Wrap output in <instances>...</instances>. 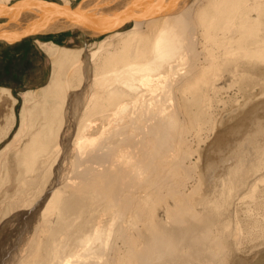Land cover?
Here are the masks:
<instances>
[{
	"label": "bare ground",
	"instance_id": "1",
	"mask_svg": "<svg viewBox=\"0 0 264 264\" xmlns=\"http://www.w3.org/2000/svg\"><path fill=\"white\" fill-rule=\"evenodd\" d=\"M104 1L111 3V0ZM121 1L119 8H113V11L116 10L115 17L124 14L127 7L132 8L140 0H131L128 4H124L125 0ZM143 1L148 7L151 6L152 13L148 8V15L116 25V28L106 33L105 38L95 39L98 48L92 53L95 62L90 88L92 92L84 107L85 112L82 109L85 114L81 115V121H78L80 124L76 127L77 136L72 148L68 144L71 136L67 128L62 136V144L51 146L54 141L53 132L45 130L42 133L50 134L48 137L43 136L41 132L32 134L22 148V160L28 165L25 170L29 173L35 172L37 176H33V181L37 185L41 173L45 170H39L41 167L38 166H44L45 161H42V165L35 164H38V159H41L38 157L43 153L49 151L48 157L51 159L61 155L64 149L65 157L72 156V160H69L72 168L57 170L44 194L41 192L42 188H39L43 196L33 203L36 205L33 211H22L19 207L20 211L11 220L17 219L20 224L10 242L8 241L10 247L6 251L0 249V264L232 263L231 254L238 248L235 249L230 243L229 230L236 217L237 208L249 194L248 190L256 189L259 183L264 181V173L261 170L263 166L258 165L249 170L239 169L242 163L243 167H248L255 156L253 148L250 150L252 157L240 154L239 144L237 151L234 154L232 152V157L237 158L240 163L230 166L226 173L218 174L216 170L205 173L197 168L193 170L195 167L191 166L192 170H183L185 174L179 178L178 172L181 170L176 169L186 168L185 160L189 157L183 147H186L189 137L199 130L200 117L198 114L191 115L189 125L186 120H181L180 116L184 115L182 113L190 114L189 107L180 101L177 102L179 98L175 95L187 100L189 94H196L197 97V94L201 95L205 90L217 91L224 88L226 81L222 78L229 75L232 78H246L247 75L256 73L264 78V66L255 61L257 57H264V0ZM64 2L63 4L68 6L74 5L70 0ZM101 2L105 3L102 0H81L77 5L80 8L90 5L95 9L96 4ZM13 3L12 0H0V12H4L10 19L7 26L0 25V35L7 34L1 35L0 40L13 43L21 41L23 45L31 46V40L36 38L50 55V62L52 61L50 68L46 69L47 74L38 81L43 83L49 76L50 82L45 88L49 86V92L65 100L68 96L67 93L65 96L67 83L72 84L70 86L74 88H79L83 83L82 49L71 47L73 42L67 41V38H73L71 33L77 32H71L74 29L69 30L66 25L53 27L48 21L45 24L42 17L32 20L25 9L12 14L10 6ZM130 22L128 29H120ZM197 24L209 27L231 24L232 29H235V33L229 31L230 34L233 33L230 38L226 34L229 39L225 37L218 41L225 47L223 55H232L233 61H236L230 69L218 72L220 58L223 57L222 51L220 58L214 51H210L211 58H205V61L202 60L204 62L199 61V57L194 58L197 56L196 46L199 44L197 42L196 45L193 41H196L193 34L198 32H194ZM30 27L34 31L57 30L54 34H58L56 36L64 44L53 42L49 45L46 39L55 36L50 33L23 37ZM68 31L69 33H65ZM78 33H81L80 37L102 36L87 35L81 31ZM114 38L117 41H113ZM0 44L5 45L2 42ZM217 50L219 51L218 47ZM189 51H192V58L195 60L189 63L193 60L190 57L187 65L185 62L188 57H184L192 55ZM208 54L210 57V53ZM70 67L74 70L73 73L69 71L71 78H67L68 81L64 85L62 74L66 68L70 70ZM33 92L34 90L28 91L29 94ZM4 94L17 100L10 87L0 86V97ZM173 95L177 99L176 105L172 104L171 107L172 105L166 102L169 107H165L167 104L163 101L174 103L171 101ZM206 96L208 97V93ZM56 106H59V103ZM72 114L74 115L73 112ZM185 115L184 117H187ZM210 119L207 118V121ZM196 123L197 130H192ZM50 124L52 125V122ZM62 125L61 127L64 126ZM216 128L215 121L209 130H206L210 134L214 133ZM59 129L54 130L56 132ZM27 130L25 121L9 147L17 142L19 144ZM57 133L56 136L59 137L60 134ZM97 134L98 138L102 139H99V143L98 138L94 141ZM252 136L259 140L264 138V126L259 124ZM4 139L5 137L0 138V141ZM246 146L247 142L244 143V147ZM196 152L197 149L194 153L199 154V151ZM26 166L24 168H27ZM189 167L190 165L187 169ZM209 167L215 168L212 164ZM48 171L45 172L47 177L50 173ZM192 182L194 184L189 188ZM26 183L32 185L28 178ZM43 185L41 187H44ZM196 192L198 197L195 196ZM162 200H166V203L159 206ZM262 203L260 201L259 206L263 207ZM250 212L252 210L249 209L246 230L248 234L245 237L251 239L250 247L253 250L261 249L264 247V218L260 212ZM236 222L235 235L241 230L239 221ZM262 262L261 258L258 263Z\"/></svg>",
	"mask_w": 264,
	"mask_h": 264
},
{
	"label": "rangeland",
	"instance_id": "2",
	"mask_svg": "<svg viewBox=\"0 0 264 264\" xmlns=\"http://www.w3.org/2000/svg\"><path fill=\"white\" fill-rule=\"evenodd\" d=\"M15 1H17V0H12V3ZM53 1L65 3L64 0H53ZM70 1H71L72 5L74 4L73 6H76L81 0H70ZM0 21H2V20H0ZM130 24H131V22L124 25L120 29H122V30H124L125 28L128 29ZM201 26H203V25L197 24V27H195L196 30H194V32H196V31H198V32L193 34L196 38V41H195V39L193 41H194V43L196 42V45L198 43L199 44L201 43L200 44L201 46L199 44H198V46H196L197 47L196 50L198 51V53H199V50L202 53L200 52L199 56L197 53V56L195 55L194 58L198 59V57H199V61H202V60L205 61L206 59L211 58V53L213 51L215 53H217L219 58L222 57V56H220L221 51H222V55H223L225 47L223 48V46L220 45V42L218 43V41L225 39V37H227V39H229L230 36H232L233 33H235V32H233V30H235V29H232L231 24L230 25L226 24L224 27H223V25L222 26L219 25V27L217 26L218 28L213 27L214 25H211L212 27H209L208 25L207 26L204 25L205 27L204 26L201 27ZM208 27H209V29L212 28L211 31H209V29L207 30ZM230 30H232V32H233L232 34H230L231 32L229 33ZM74 31H76L77 33H71L72 34L71 37H73V38H71V39L67 38V41H69L70 43L73 42L70 45L71 47L82 49V53H81V69H82V71L81 72L83 74V81H82L83 83L80 86L81 88L80 87L74 88L73 86H70L72 84H68V83L66 84L65 83L68 81V79L71 78L70 72L73 73V70H74V68H72V67L69 68L70 70H68V68H66L64 70V73L62 74L63 75L62 76L63 83H64V85L65 84L67 85V86L65 85V87H66L65 88V96L68 94V96H66L67 100H66V97H65V100H62V98H59V97H58L59 99L57 97H55L53 92H49L50 91L49 86L45 88V86L50 82V78H48L43 83H40L38 81V76L35 77L34 73L35 72H37V73L42 72L43 73L44 72L43 71L44 61L46 60L47 64H50V65H52V61L50 62L51 57L49 54L46 53L45 48L40 45V43L36 40V38H33L31 40V43H30L31 44V52L32 53L36 52V56H37L36 58H38V57H40V58H38V62L36 64H33V66L30 67V69L32 71L30 74V78L28 80V83H29L28 88H24L25 86H17V87H15V89L13 88L14 89L13 94L16 96L17 100H15V98L10 97L9 95L7 96L5 94L0 97V138L2 139L3 137H5L4 141H0V249H3L4 251H6L10 247L9 246L10 245L9 240H11V238L14 236L13 233H16V229H17L18 225L20 224L17 219L11 220V218L17 212H19L20 209H22V211L24 209H26V211H33L34 208L36 207V205H34L35 204L34 202L38 201V198L39 197L41 198L43 196V194L45 192H47V190L49 188L48 184L50 183V180L55 178V176H56L55 173L57 172V170H70L72 168V166L70 164L71 163L70 161L72 160V156L70 155L68 157H65L64 156V154H65L64 149H62V151L60 153L61 155H59L57 157L53 156L51 158L52 160L57 159L53 162L48 157V155L50 154L49 151L46 152L47 155L43 153L38 157V158H41V159H38V161H37L38 164H35V166H38L40 164L42 165V161L43 162L45 161L44 166H38V168L41 167V168H39V170H44V169L45 170L43 171V174L41 173V176L39 178V181H41V182L38 181L39 184L37 185L33 181L37 176L35 174V172L29 173L26 171L28 169V165L26 166L25 164H27V162L25 160H22V159H24L23 154H22L23 153L22 148L29 141L28 139L31 138L32 134H35L37 132L42 133V132H45V130L46 131L48 130L49 133L53 132L54 136L53 135H51V136H53L52 138H54L55 142L53 141L54 143L52 142L51 146L55 147L57 144H62V136H63L64 132L66 131V128L69 131L68 133H70L69 135L71 136V137H69L70 139L68 140V144L71 145L70 146L71 148L74 144L73 141H75L74 139L77 136L76 135V133H77L76 127L78 128L79 127L78 125L80 124V122H78V121H81L80 120L82 118L81 115L84 116V114H85V113H83V110L85 112L84 107H86V103L88 102L90 95H91V92H92V89H90V88H91L92 79L94 77L93 72H94V68H95L94 67L95 62L92 59V53L94 50H96L98 48V44H97L95 39H103L107 35V34H105V35L94 37V38L90 37V36L80 37L81 33L80 34L78 33L79 30H71V32H74ZM65 33H69V31L65 32ZM226 34L229 35V38ZM50 35H55V36H50L46 39L47 42L49 43V45H52L53 42H56L58 44H64V42L59 41L58 37L56 36L58 34L50 33ZM59 35H61V34H59ZM114 40L117 41L116 38H114L113 41ZM188 40H186V41L188 42ZM218 44H219V46H218ZM206 46L208 47V49H207L208 52L206 50ZM220 46H222V47L219 48ZM217 47H218L220 52L217 50ZM18 48H20V45ZM210 51H212V52H210ZM189 52H191V54H192V51H189ZM206 53L207 54L210 53V57H209V54L207 55ZM43 55L45 56V59H44ZM188 55L186 57H184L185 59L188 57L186 62H185V64H187V65H188V62L190 61L189 58L193 57V54L190 56H188ZM204 55H205V57H204ZM224 55L222 58H220V64L221 65L218 68V70H219L218 72H220V73L223 72L222 70L230 69L233 66V64L236 63V61H233L234 57L232 55H231V57H228L225 55L226 58H224ZM206 56H208V57H206ZM33 57H35V56L34 55L31 56V58H33ZM194 60L195 59L191 60L189 63H191V62L193 63ZM204 61H202V62H204ZM255 61L258 63V65L264 66V57H257V59ZM83 72H85V73H83ZM66 73L67 74L69 73V74L67 75ZM90 76H91V78H90ZM65 78H66V80H64ZM222 80L226 81V82H224V88L218 89L217 91L205 90L204 93H202L201 95L197 94V97H196V94L195 95L191 94L192 96L189 94L188 95L189 99H187L188 101L185 100L184 98H181L180 95L179 96L175 95L177 99L179 98L178 101H177V99H175L174 95L172 97V100L169 99V101L171 100L174 103H169L168 100L163 101L164 104L168 103L169 105L173 104L174 106L179 101L183 105H188V107H189L188 111L190 112V114L187 113V115H185V113H182L187 117H184V115L180 116V118L182 117L181 120H184V121L186 120L188 125L191 124V123H189L191 115H197L198 114L200 117V128H198L199 130L196 131L194 133V135L192 134L189 137L190 138L189 142L187 141V143H186L189 147L187 145H186V147L185 146L183 147L184 151L187 150L186 154L188 153L187 156H189V157H187V159L185 160L186 168L181 167L179 169L178 168L176 169V170H181L180 172H178L179 178H182L183 175L185 174L183 172V170H192L193 166L195 167V168H193V170H196V168H197V170H201L205 173H207L209 170H216V172L218 174L226 173V171L229 170L230 166L237 165L239 162V160H237V158L232 157L234 152L237 151V148H239V144H240V149H239L240 154L252 157V153L250 150L253 148V150L255 152V156H253V160L250 162V165L248 167H243V163H242L241 168H239V169L249 170V169H253L254 167H257L259 165L260 167L263 166V168L261 170L264 173V138L261 137L259 140V139H255V137L252 136V134L257 131L259 124L264 126V78L260 74L254 73V74L247 75L246 78L245 77H240V78L239 77H236V78L233 77L232 78V76L229 75L226 78H222ZM89 81H90V83H89ZM16 82H18V81H16ZM248 84H249V86H248ZM67 88L69 90H66ZM29 90H34V92L32 94H29L28 93ZM205 92H206V94H205ZM207 93H208V97L206 96ZM214 94H216V95H214ZM190 99H192V100H190ZM14 100H15V102H14ZM194 101L197 104L198 103L199 104L197 105L196 103H194ZM61 102H62V104H60ZM204 102H206V104ZM210 102H211V104H210ZM58 103H59L60 107L56 106V105H58ZM82 103H83V105H82ZM64 104H65V108H69V109H65ZM168 104L164 105V106L169 107ZM209 104H210V109L208 108ZM173 105L171 107H173ZM204 105H205V107H204ZM61 106H63V107H61ZM24 108H25V110H24ZM74 108H76L78 111L75 110ZM203 108H205V110H203ZM58 110L60 112H58ZM235 110H237V111L233 112ZM194 111H196V112H194ZM200 111L202 112V114ZM214 111H215V113H214ZM62 112H63V114H62ZM72 112L74 113V115L72 114ZM229 112L231 114L228 115ZM25 114H26V117H25ZM55 114H57V115L55 116ZM62 115H65V116H62ZM188 116H189V118H188ZM204 116H205V118H204ZM59 117L62 119H60ZM51 118L53 120H51ZM63 118H64V120H63ZM72 118H73V121H72ZM75 118H77V119L75 120ZM207 118H209V119L211 118L210 121H207ZM24 119L26 121L28 130L24 133L23 140L19 144L17 142L13 146L9 147V145L12 143V140L13 141L15 140L14 138H16V136L18 135V132L22 128L23 123L25 122ZM57 119H60L59 122L57 121ZM48 120L52 122V125L54 128L50 124L51 122H48L50 125L47 123ZM62 120L64 121V123ZM214 120L217 123V128H216L214 133L208 134L209 133L208 130H209L210 126H212L215 123ZM56 121H57V123H56ZM202 122H204V123L202 124ZM57 124H59V125L57 126ZM256 124H257V126H256ZM47 125H48V127H47ZM61 125L63 127H61ZM196 125H197V123L194 125V127L192 126V130H195V129L197 130ZM55 127H59L60 129L59 128H57V129H59V131H61V132L60 133H59V131L55 132V130H57ZM206 128L208 130H206ZM41 130H43V131H41ZM27 132H29V133L27 134ZM57 132L60 134V135H58L60 138L56 136ZM197 133H199V134H197ZM42 135L45 137L46 136L48 137V135H50V134L46 135V134L42 133ZM209 136H211V137H209ZM207 137H209V138H207ZM95 138H98V134L95 135L94 141H95ZM57 139L59 140L58 142H57ZM71 139H72V141H71ZM99 139L100 138H98V140ZM206 139H208V140H206ZM100 140H102V139H100ZM100 140L99 141L96 140V141L99 143ZM23 142H25V143H23ZM245 142H247L246 147H244ZM16 147H18V148H16ZM14 148H16V149H14ZM196 149H197V152L199 151V154L197 152H196L197 154L194 153L196 151ZM191 150H193V151H191ZM21 151H22V153H21ZM191 152H193V153H191ZM232 152H233V154H232ZM189 154H191V155L193 154V155L190 156ZM42 157H45V158H42ZM64 157L67 160L64 159ZM47 159L49 160V162ZM189 163H192V164H189ZM64 164H66V165H64ZM194 164L195 165L198 164V165L195 166ZM211 164L214 165L215 168L211 169L209 167ZM49 165H51V167ZM187 165L188 166L190 165V167L192 166L191 169H190V167L187 169V167H188ZM25 166L27 168H24ZM33 168L34 167H32V169ZM47 168L49 171L46 170ZM32 169H30V170H32ZM25 171H26V173H25ZM46 171L50 172L48 174V177L45 173ZM30 177H31V180H30ZM27 178H28V181H30L32 183V185L26 183ZM45 179L49 180V181L46 182ZM23 183H25L26 186ZM191 184L193 185L194 182L190 183V185ZM42 185L44 187H41ZM192 185L189 186V188L192 187ZM39 188L40 189L42 188L41 192L43 194L40 193ZM35 191H37V193H35ZM249 191L250 190H248L249 194H247L245 201L241 205H239V207L237 208L236 211H237L238 215L236 214L235 215L236 217L233 216L234 217L233 224L231 225L230 230H229V233L231 234L230 243H232V245L235 247V249L238 248L236 251H234L232 253L233 255L231 254V257H232V259H231L232 263L231 264H259L258 262H259V260H261V258H262L263 262L260 264H264V247H262L261 249L253 250L250 247L251 243H252L251 239L249 240V238L246 239V237H245L246 234H248L246 232V230H247V211L250 209V211L252 210V212H250V213L254 212L253 214H258L260 212L261 213L260 215H262V218H264V215H263L264 206L261 207V206H259L261 204H258L260 201L263 202L262 204H264V181H261V183H259L257 188L252 190L253 192L252 191L249 192ZM35 194H37L38 196ZM195 196L198 197L199 196L198 193L195 194ZM168 197H170V196H168ZM168 197H166V198L169 200L170 198H168ZM165 203H166V200L165 201L162 200L159 202L158 205L160 206V204H165ZM17 205H20V206H17ZM19 207H21V208L19 209ZM29 208H31V209H29ZM235 220L239 221V225L241 227V230L238 232L237 235H235L236 224H237V222Z\"/></svg>",
	"mask_w": 264,
	"mask_h": 264
},
{
	"label": "water",
	"instance_id": "3",
	"mask_svg": "<svg viewBox=\"0 0 264 264\" xmlns=\"http://www.w3.org/2000/svg\"><path fill=\"white\" fill-rule=\"evenodd\" d=\"M102 1L105 2L104 0ZM114 1L111 0V3L105 2L104 4L101 2L102 4L101 3L96 4L97 7L93 9L92 7H90V5L80 8L79 5L73 7L53 0H22V1L14 2L10 6V8L13 10L12 14L17 13V11H21V9H25L27 10V15H29V18L32 20L34 18L42 17L43 18L42 21H44L45 24H47L46 21H48L53 27L66 25L68 26L67 29L69 30L76 29L87 35L106 34L110 30L116 28V25L119 26L128 20L148 15L146 14L148 8H150V10L152 9L151 6L148 7L143 0H140L137 4H134L132 8L127 7L126 5L127 8L125 9L124 14L122 13L120 16L115 17L114 13L116 12V10L113 11V8L114 6L115 8L116 7L119 8V6L121 5L119 3L122 1L121 0H118V2H116V0ZM125 1L126 3L124 4H128L131 0L129 1L125 0ZM122 7H124V5ZM152 11L153 10H151V13ZM127 12L129 14H127ZM0 20H2L0 21V25L3 24L4 26H7L8 25L7 22L10 19H8L7 15L1 11ZM54 32H57V30H50L46 32L37 31V30L34 31L30 27L27 29V31H25L23 37H27L30 35L31 36L46 35ZM1 35L5 36L7 34H1ZM1 35L0 38H2Z\"/></svg>",
	"mask_w": 264,
	"mask_h": 264
},
{
	"label": "crops",
	"instance_id": "4",
	"mask_svg": "<svg viewBox=\"0 0 264 264\" xmlns=\"http://www.w3.org/2000/svg\"><path fill=\"white\" fill-rule=\"evenodd\" d=\"M0 42L5 44H0V86H8L12 91L17 86L28 88V80L32 71L30 67L36 64L40 57L36 58V52H31V46L23 45L21 41L13 43L0 40ZM19 45L20 48H18ZM33 55L35 57L31 58ZM47 68H50V64H47L45 60L43 64L44 72H35V77L38 76V79L44 77L47 74Z\"/></svg>",
	"mask_w": 264,
	"mask_h": 264
}]
</instances>
